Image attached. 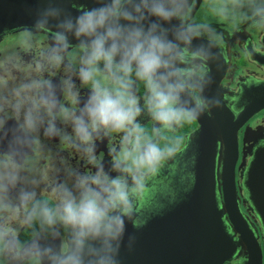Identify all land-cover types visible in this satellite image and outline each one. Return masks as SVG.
I'll return each mask as SVG.
<instances>
[{"label":"clouds","instance_id":"clouds-1","mask_svg":"<svg viewBox=\"0 0 264 264\" xmlns=\"http://www.w3.org/2000/svg\"><path fill=\"white\" fill-rule=\"evenodd\" d=\"M25 13L0 50V264H121L127 225L192 175L190 126L225 106L216 74L240 34L264 39V0H35Z\"/></svg>","mask_w":264,"mask_h":264},{"label":"water","instance_id":"water-1","mask_svg":"<svg viewBox=\"0 0 264 264\" xmlns=\"http://www.w3.org/2000/svg\"><path fill=\"white\" fill-rule=\"evenodd\" d=\"M34 4L35 0H0V37L4 26L30 22L25 9ZM252 61L264 68L259 54ZM223 74H216V84L221 83ZM233 101L240 108L235 114L224 106L219 113L213 110L214 119L205 115L198 120L199 139L195 141L204 148L194 143L197 156L190 189L179 192L177 204H170L161 218H151L139 230L127 225V234L135 235L136 240L131 251L122 248L121 264H231L234 260L236 264H264V143L255 146L249 142V129L243 143L246 146L249 142L253 150L249 162L239 166L237 179L238 133L264 110V85L244 89L242 99L240 95ZM212 127L219 132L211 134ZM214 135L220 143V171H215ZM216 173L220 181L218 205L214 196ZM251 213L259 226L250 219Z\"/></svg>","mask_w":264,"mask_h":264},{"label":"flooded vegetation","instance_id":"flooded-vegetation-1","mask_svg":"<svg viewBox=\"0 0 264 264\" xmlns=\"http://www.w3.org/2000/svg\"><path fill=\"white\" fill-rule=\"evenodd\" d=\"M75 2L78 4H81V6L83 4L88 5V6H93V0H75ZM255 37L258 38L257 41L259 45L261 47H264V39H260L258 34L255 33L254 31L251 33L244 32L240 34V39L234 40L232 42L231 47L228 49V51L225 54L224 67L220 71V72H224V74L222 75L221 83L213 85V88H212V92L220 91L223 93V97L226 102L225 107L227 109H230V111H232V113L234 114H235V109L240 110V108L235 106L237 102L235 103V101L233 100L235 97L240 96V94L243 93V90L245 89L243 87V84L246 82L245 77L253 75V74L264 75V68H262L260 65L256 64L252 60L247 59L240 50L241 49L240 41L242 39L248 38V39L256 40ZM17 39H18V36L15 33H12V32H9L7 34L4 33V35L0 37V50H3V49L10 50L12 46L16 43ZM5 54H6L5 52L0 51V57H2ZM259 55H260V58H264V52H261ZM239 76H241L240 79H239ZM225 107L220 108V109H214V111L219 113L221 110L225 109ZM209 118L214 119L215 116L212 114L211 116H209ZM190 128L195 129L196 136L194 138L193 145L189 149V155L192 153V150H194L196 145L202 146L204 148V146L200 142L195 141L196 139H199L197 138L198 137L197 130L199 128L198 121L195 122L194 125L190 126ZM246 129H249L248 136H247V138L249 139V142L251 141V143H253L254 145L264 143V110L259 112L253 118L249 119L238 133L240 154H239V160L237 163V179H239L238 166L242 162L244 163V165L249 162V159L251 156V150H253L252 149L253 147L249 144V142L247 143L246 146L243 143V137H244V133ZM189 130H190L189 128H185L181 130V132L178 133V135H182L183 132H186ZM210 132L211 134H217L219 131L215 127H212ZM214 139L217 142V145H216L217 149L215 147V154H216V164L215 165L217 166H216V170L215 168L214 170L220 171V167L217 162L219 159V152H220V143L218 141L219 137L216 138V135H214ZM194 143H195V146H194ZM244 146H245V151L243 152ZM101 148L106 151L105 145H101ZM214 177H215L214 196H215L216 204L218 205L220 203L219 201L220 181L218 179L219 176L217 175V173L214 175ZM170 182L174 187L180 189L179 192H182L184 194V189L186 188V186L188 188L192 183V175L186 178L183 184L180 183V179L178 176L175 178H172ZM161 203L164 205L165 209H163L161 212L150 213L147 221L150 220L151 218H154V217L161 218L162 216L165 215L164 212L166 211V209L169 207L170 204L168 203V199H163ZM172 204H177V202L172 203ZM242 210H245V208H242ZM250 219L255 221L256 226L257 225L259 226L258 219L256 216H254V214L252 213L250 214ZM236 262L237 261L234 260L231 264H236Z\"/></svg>","mask_w":264,"mask_h":264},{"label":"rangeland","instance_id":"rangeland-1","mask_svg":"<svg viewBox=\"0 0 264 264\" xmlns=\"http://www.w3.org/2000/svg\"><path fill=\"white\" fill-rule=\"evenodd\" d=\"M255 39L258 40V38H256V37H255ZM240 165H241V164H240ZM240 165H239V166H240ZM239 166H238V168H239ZM241 208H245V210H243V212L246 213V209H247V208L243 205V202H241ZM249 217H250V214H249Z\"/></svg>","mask_w":264,"mask_h":264}]
</instances>
